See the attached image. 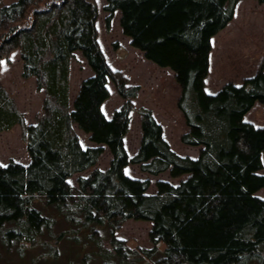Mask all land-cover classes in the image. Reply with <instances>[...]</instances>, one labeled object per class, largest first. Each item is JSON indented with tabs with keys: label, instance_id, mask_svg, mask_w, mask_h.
Listing matches in <instances>:
<instances>
[{
	"label": "trees",
	"instance_id": "16d2710c",
	"mask_svg": "<svg viewBox=\"0 0 264 264\" xmlns=\"http://www.w3.org/2000/svg\"><path fill=\"white\" fill-rule=\"evenodd\" d=\"M239 1L105 0L108 25L119 11L132 46L174 72L188 128L181 142L202 147L191 158L171 149L147 108L139 110L141 146L129 155L125 137L140 87L114 71L101 49L97 0H0V70L2 60L19 51L22 76L35 78L45 94L43 115L27 124L0 80V132L20 125L31 159L28 165L0 163V255L6 264L13 253L20 264L31 251L25 247L54 241L56 247H81V264H264V198L257 195L264 188V126L246 120L257 104L264 106V70L215 94L206 89L212 38L232 20ZM76 52L93 75L71 107ZM109 81L124 99L111 119L102 110ZM74 126L93 146L81 144ZM106 147L109 167L73 186L70 178L94 168ZM129 164L151 175L170 170L173 178H186L178 185L159 181L149 193V180L125 173ZM127 220L152 222L151 250H132L115 237ZM55 227L63 229L54 234ZM103 239L112 250L102 249Z\"/></svg>",
	"mask_w": 264,
	"mask_h": 264
},
{
	"label": "rangeland",
	"instance_id": "374dc122",
	"mask_svg": "<svg viewBox=\"0 0 264 264\" xmlns=\"http://www.w3.org/2000/svg\"><path fill=\"white\" fill-rule=\"evenodd\" d=\"M15 1L17 0H2L3 5ZM97 4L99 8L98 40L109 65L114 71L120 72L130 85L140 87L138 96L132 99L134 109L130 115V130L125 137V146L129 155L133 157L141 146L142 130L139 110L147 108L153 112L155 119L162 125L163 136L171 149L181 156L197 158L202 147L186 145L181 142V137L188 128L178 108L181 89L176 82L174 72L169 68L157 66L145 57L144 52L132 46L131 39L122 30L119 11L113 14L108 25L109 13L104 10L105 0H97ZM261 69L264 70V3H259L257 0H240L236 5L232 20L212 38L210 71L206 80L207 92L215 94L230 82L240 85L246 78L256 75ZM92 75L93 71L81 52H76L71 63V107L80 91L82 82ZM0 80L14 98L21 113L24 114L26 123L35 124L44 113L45 94L37 89L35 78L26 79L22 76V61L19 51H13L8 60H2ZM108 89L110 97L103 104L102 110L106 117L111 119L113 113L124 104V99L118 94L112 81H109ZM246 120L256 126L263 127L264 106L257 104L247 114ZM74 129L84 147L93 146L88 135L77 126H74ZM11 160L23 165H28L31 161L27 145L21 135L20 125L11 130L0 132V163L7 165ZM111 160L112 155L106 147L97 165L86 172L74 175L70 178V183L77 186L79 178L88 176L94 169H107ZM125 173L131 178L149 180V193L157 191L156 185L159 181L178 185L186 178L183 176L175 179L171 176L170 170L159 175H151L142 171L138 164H129ZM261 173L264 174V168ZM257 195L264 198V188ZM37 205L45 206L40 203ZM151 228L152 222L127 220L115 232V237L132 250H151L153 248L150 239ZM62 229L63 227L60 229L55 227L53 233H60ZM38 239L48 241L46 240L48 238L43 239L41 236ZM52 245L48 243L47 247H25L31 251L26 252L29 255L20 258L22 259L19 261L20 264H30L33 262V257L37 259V264L82 263L84 256L79 258L81 247H72L71 250V247L64 246V243L60 247H56L55 241L52 242ZM101 247L103 250H112L107 239H103ZM163 248L164 246L161 245L160 249ZM0 257V264H6L5 257L1 255ZM18 258V255L13 253L10 255L11 260L8 264H17Z\"/></svg>",
	"mask_w": 264,
	"mask_h": 264
}]
</instances>
